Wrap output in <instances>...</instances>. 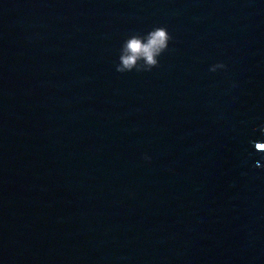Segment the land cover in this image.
I'll use <instances>...</instances> for the list:
<instances>
[{
  "label": "water",
  "instance_id": "1",
  "mask_svg": "<svg viewBox=\"0 0 264 264\" xmlns=\"http://www.w3.org/2000/svg\"><path fill=\"white\" fill-rule=\"evenodd\" d=\"M0 264H264V0H0Z\"/></svg>",
  "mask_w": 264,
  "mask_h": 264
}]
</instances>
